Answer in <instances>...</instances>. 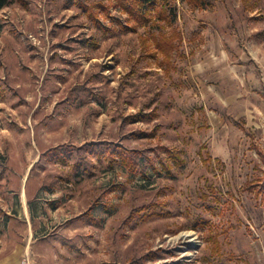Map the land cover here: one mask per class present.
Masks as SVG:
<instances>
[{"label":"rangeland","instance_id":"obj_1","mask_svg":"<svg viewBox=\"0 0 264 264\" xmlns=\"http://www.w3.org/2000/svg\"><path fill=\"white\" fill-rule=\"evenodd\" d=\"M0 22V264H264V0Z\"/></svg>","mask_w":264,"mask_h":264},{"label":"trees","instance_id":"obj_2","mask_svg":"<svg viewBox=\"0 0 264 264\" xmlns=\"http://www.w3.org/2000/svg\"><path fill=\"white\" fill-rule=\"evenodd\" d=\"M194 1L198 2V0H194ZM9 2H10V0H0V10L3 7H5ZM124 6H126V5H124ZM1 25L2 24L0 22V27H1ZM158 43L161 45V48L164 52H165V50L168 51V49H171V47H172V43L168 39H166L164 36L161 38V40H159Z\"/></svg>","mask_w":264,"mask_h":264},{"label":"crops","instance_id":"obj_3","mask_svg":"<svg viewBox=\"0 0 264 264\" xmlns=\"http://www.w3.org/2000/svg\"><path fill=\"white\" fill-rule=\"evenodd\" d=\"M244 73H245V71H244Z\"/></svg>","mask_w":264,"mask_h":264}]
</instances>
